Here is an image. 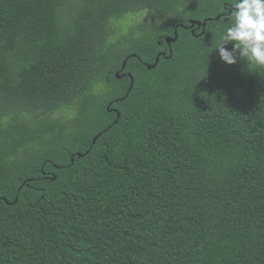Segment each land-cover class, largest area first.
Returning <instances> with one entry per match:
<instances>
[{"label":"trees","instance_id":"16d2710c","mask_svg":"<svg viewBox=\"0 0 264 264\" xmlns=\"http://www.w3.org/2000/svg\"><path fill=\"white\" fill-rule=\"evenodd\" d=\"M231 2L0 0V264H264V68L220 60Z\"/></svg>","mask_w":264,"mask_h":264},{"label":"clouds","instance_id":"9594fccd","mask_svg":"<svg viewBox=\"0 0 264 264\" xmlns=\"http://www.w3.org/2000/svg\"><path fill=\"white\" fill-rule=\"evenodd\" d=\"M224 7L228 26L215 47L220 60L227 65L245 60L264 68V0H232Z\"/></svg>","mask_w":264,"mask_h":264},{"label":"rangeland","instance_id":"374dc122","mask_svg":"<svg viewBox=\"0 0 264 264\" xmlns=\"http://www.w3.org/2000/svg\"><path fill=\"white\" fill-rule=\"evenodd\" d=\"M146 17V13H138L116 18L111 21L110 32L115 36L123 35L127 33L131 28H134L137 24L142 22ZM74 109L75 107H73V111ZM59 115L61 117V120H67L72 117V112H62Z\"/></svg>","mask_w":264,"mask_h":264},{"label":"water","instance_id":"95a60500","mask_svg":"<svg viewBox=\"0 0 264 264\" xmlns=\"http://www.w3.org/2000/svg\"><path fill=\"white\" fill-rule=\"evenodd\" d=\"M216 20H219V17H217ZM189 25H190V28L195 27L196 29L202 28L204 30V27L206 25V22H200V21L191 20V21H189ZM192 34H194V31H192ZM176 40H177V32L176 31H175V34H174V38H170V37L165 38V42H166V45L168 47L170 46V44L175 43ZM170 54H171V50H170ZM160 56L165 57V53H160L159 56L156 58L154 64L147 66V69L148 70H152V69H154L157 66ZM125 67H126V60L123 61L122 66H121V70H124ZM125 76L130 79V86H129V89L127 91L126 96L124 98H122L121 100H124L127 97L128 93L131 91L132 86H133V80H132V77H131L130 74H122L121 76L119 75V73H116L115 74V77L117 79H120L121 77H125ZM108 111L109 112L116 113L117 118L119 117V113L116 110L112 109V110H108ZM116 122H117V120L114 122V124ZM97 138H98V136L93 139L92 144L95 143V141L97 140ZM77 157H82V155L77 154ZM71 162H73V158L71 159ZM52 179H55V177H53Z\"/></svg>","mask_w":264,"mask_h":264}]
</instances>
